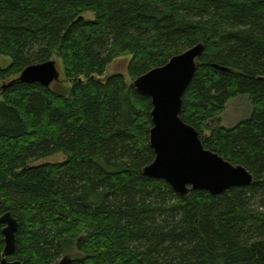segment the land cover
Masks as SVG:
<instances>
[{
	"label": "trees",
	"instance_id": "16d2710c",
	"mask_svg": "<svg viewBox=\"0 0 264 264\" xmlns=\"http://www.w3.org/2000/svg\"><path fill=\"white\" fill-rule=\"evenodd\" d=\"M200 43L181 118L254 183L183 198L143 174L151 98L105 74L131 56L134 82ZM0 55V213L20 224L5 257L0 226V264H264V0H0ZM55 57L70 88L8 86ZM242 96L249 118L208 126Z\"/></svg>",
	"mask_w": 264,
	"mask_h": 264
},
{
	"label": "water",
	"instance_id": "95a60500",
	"mask_svg": "<svg viewBox=\"0 0 264 264\" xmlns=\"http://www.w3.org/2000/svg\"><path fill=\"white\" fill-rule=\"evenodd\" d=\"M203 51L204 44L200 43L133 82L141 95L151 98L153 105L150 146L155 159L144 168L143 174L166 181L183 198L192 191H206L217 196L232 188L254 183L253 175L244 167L236 166L206 149L199 132L181 118L183 96L195 76ZM60 76L57 62L49 60L27 67L8 86L21 82L38 83L49 88L60 81ZM1 204L0 200V211ZM0 226H3L5 242L3 255L11 256L16 251L20 224L12 212H5L0 213ZM70 262L68 255L58 264ZM14 264L24 263L18 261Z\"/></svg>",
	"mask_w": 264,
	"mask_h": 264
},
{
	"label": "rangeland",
	"instance_id": "374dc122",
	"mask_svg": "<svg viewBox=\"0 0 264 264\" xmlns=\"http://www.w3.org/2000/svg\"><path fill=\"white\" fill-rule=\"evenodd\" d=\"M84 18L86 20H94L95 16L93 13H86L84 15ZM131 59H132L131 56H121L116 60H114L113 63L108 66L105 77L120 74L125 77L126 82L129 85L133 84V81L128 74V65ZM53 60L57 62L61 74L60 81L63 82L65 86L70 88L71 85L65 82L64 80L62 62L57 57L53 58ZM11 63L12 61L10 58L0 55V71L9 68ZM1 100L2 99H0V101ZM251 112H252V106L250 104L249 98L247 96H242L230 102L227 105L226 110L221 116V118L218 121L216 120L211 121V123H209L208 126H212V127L218 126L219 128L230 129L236 126L237 124H239L241 121L249 118ZM206 134L209 135V132L207 131ZM65 159L66 157L63 154H57L50 158L39 161L37 165L46 164V163H60L65 161Z\"/></svg>",
	"mask_w": 264,
	"mask_h": 264
}]
</instances>
